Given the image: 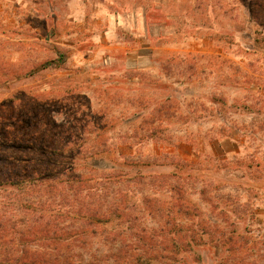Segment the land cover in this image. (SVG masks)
Segmentation results:
<instances>
[{"label":"rangeland","instance_id":"374dc122","mask_svg":"<svg viewBox=\"0 0 264 264\" xmlns=\"http://www.w3.org/2000/svg\"><path fill=\"white\" fill-rule=\"evenodd\" d=\"M40 217L79 264H264V0H0V221Z\"/></svg>","mask_w":264,"mask_h":264},{"label":"trees","instance_id":"16d2710c","mask_svg":"<svg viewBox=\"0 0 264 264\" xmlns=\"http://www.w3.org/2000/svg\"><path fill=\"white\" fill-rule=\"evenodd\" d=\"M25 189L28 190L24 185L20 187L21 191ZM29 204H25V206ZM30 205L36 210L44 207V203L34 199ZM120 205L114 202L112 208L119 211L122 209ZM34 212L36 214L40 211ZM78 212L84 215L82 219L86 225L87 223L91 225L110 221V218L105 217V211H98V207L95 206L81 207ZM0 222V242L10 240L9 244L0 245V264H79L70 259L71 255L67 256V252L71 253L70 247L74 248L75 241L78 239L79 231L76 229L69 230L70 234L66 236L67 231L40 217L29 220L26 227H15L11 233L13 236L10 237L9 227L3 223L2 219ZM33 240L46 241L48 245L42 243L33 246L30 244ZM64 247L66 251H64Z\"/></svg>","mask_w":264,"mask_h":264}]
</instances>
